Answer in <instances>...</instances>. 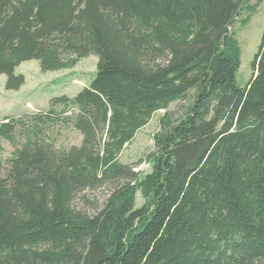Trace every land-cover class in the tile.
<instances>
[{
  "label": "trees",
  "instance_id": "obj_1",
  "mask_svg": "<svg viewBox=\"0 0 264 264\" xmlns=\"http://www.w3.org/2000/svg\"><path fill=\"white\" fill-rule=\"evenodd\" d=\"M244 2L0 0L7 88L24 60L98 55L76 95L0 121V150L14 146L0 160V264H264V32L240 86L230 26ZM162 109L142 174L119 156ZM57 123L81 143L57 147ZM103 186L104 205L77 202Z\"/></svg>",
  "mask_w": 264,
  "mask_h": 264
},
{
  "label": "rangeland",
  "instance_id": "obj_2",
  "mask_svg": "<svg viewBox=\"0 0 264 264\" xmlns=\"http://www.w3.org/2000/svg\"><path fill=\"white\" fill-rule=\"evenodd\" d=\"M230 29L241 48L237 82L240 86H245L252 76L253 59L264 32V0H245L241 12L236 16ZM97 63L98 55L95 53L80 58L72 67L54 70H43L36 58L24 60L15 70L16 73H23L25 76L24 83L17 89L7 88L8 76L6 73H0V121L7 116H20L25 112L46 111L55 96L76 95L95 77ZM171 107L175 109L177 102ZM163 112V109L155 112L150 121L137 131L133 140L127 143L120 153L119 158L122 162L135 164V169L141 170L142 174L152 170L149 157L155 146L153 135L159 129V118ZM46 137L53 138L57 147L80 144L82 140L79 130L63 123L47 128ZM2 144L4 148L0 150V160L4 162L11 155L14 146L8 140H3ZM109 193L108 186L95 190L86 189L76 200L80 205L98 201L102 206ZM83 195L89 202L83 200ZM146 199V194L139 188L136 205L142 206Z\"/></svg>",
  "mask_w": 264,
  "mask_h": 264
}]
</instances>
